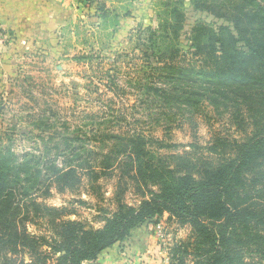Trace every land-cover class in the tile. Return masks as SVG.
Masks as SVG:
<instances>
[{
  "label": "rangeland",
  "instance_id": "1",
  "mask_svg": "<svg viewBox=\"0 0 264 264\" xmlns=\"http://www.w3.org/2000/svg\"><path fill=\"white\" fill-rule=\"evenodd\" d=\"M6 4L19 7L0 9V153L3 159L11 156L15 166L36 157L39 162H30L28 172L20 174L34 170L41 174L22 182L21 190L12 188L24 203L62 209L56 218L62 215L63 221L79 223L84 230L102 229L107 219L128 207L137 208L142 198L158 193L160 187L142 167L140 171L138 162L127 167L121 157L118 166L115 163L95 180L87 177L86 169L101 168L102 158L91 161L87 152L106 153L118 144L113 135L128 138L135 130L146 141L141 160L145 167L168 169L179 168L180 156L186 157V164H214L215 157L204 149L213 139L241 142L248 138L222 106L216 113L205 100L194 116L175 113L172 102L163 105L171 109H162L161 103L147 109L145 88L137 92L131 84L140 80L142 87L149 83L163 87L165 80L153 78L151 72L168 73L159 69L163 59L147 51L148 36L165 38L164 46L177 48L172 56L170 52L164 55L165 62L188 68L195 64L206 71L211 61L195 54L193 44L203 48L222 28L229 29L237 47L247 51L250 43L264 38V0H28ZM173 8L182 14L178 24H174ZM226 10L243 14L239 33L221 17ZM206 80L201 77V82ZM175 83L174 78L169 85ZM179 84L190 85L191 80ZM164 111L166 116H158ZM66 139L80 149L65 150L61 143ZM66 156L72 166L87 168H77L79 181L64 188L49 166L65 168ZM44 213L31 220L22 218L21 236L24 231L48 242L58 240L59 228H52ZM137 228L148 235V243L140 242L151 243L156 250L150 252L146 264H172V247L194 240L191 225L167 211L146 218ZM48 247L39 251L48 254V264H55L60 254L52 255ZM28 255L20 251L17 256L28 262Z\"/></svg>",
  "mask_w": 264,
  "mask_h": 264
},
{
  "label": "trees",
  "instance_id": "2",
  "mask_svg": "<svg viewBox=\"0 0 264 264\" xmlns=\"http://www.w3.org/2000/svg\"><path fill=\"white\" fill-rule=\"evenodd\" d=\"M172 12L176 20L174 24H178L182 14L175 8ZM224 13L221 17L232 22L238 30L243 14L230 13L229 10ZM261 37V40L250 43L245 51L237 47V39L232 32L222 28L220 33L205 42L203 48L193 44L197 50L195 54L204 55L211 61V69L206 71L197 69L195 64L188 68L165 62L164 55L170 52L172 56L177 48L174 44L164 46L165 38L148 36L147 51L163 59V67L159 69L168 70V73L151 72L153 78L165 80L163 87H154L151 83L142 87L144 84L140 80L131 84L137 92L145 88L143 103L146 105L148 101L147 109L155 103L163 106L172 102L175 113L194 116L208 100L216 113L222 106L237 129L248 138L241 142L215 138L204 148L215 157L214 164H186L183 161L186 157L180 156L181 164L178 163L179 168L174 167V170L163 165L160 168L156 165L145 167L142 156L146 141L135 130L128 138L111 135L118 144L110 146L106 153L98 156L91 150L87 152L86 157L91 161L102 157L101 168L86 169L84 164L72 166L68 153L65 168L49 166L53 178L64 188L79 181L77 168H85L87 177L95 180L99 174L111 170L115 163L118 166L119 157L122 158L121 164L127 167L138 162L140 171L142 167V172L148 173L151 181L160 186L158 193L142 198L137 208L128 207L107 219L102 229L84 230L79 223L63 221L62 215L56 218L62 209L44 207L35 202L24 203V198L22 200V196L14 193L12 188L21 190L24 187L22 182L40 177V170L23 175L28 172L30 162L38 163L39 160L32 157L15 166L10 162L11 156L3 159L4 155L0 153V264H48V254L39 251L46 245L53 250L52 255L60 254L55 258V264H82L85 260H95L104 249L128 237L131 230L146 218L163 211L189 223L194 235L193 241L172 247V264H264V38ZM247 58H251L253 63L250 64ZM199 75L207 80L201 82ZM174 78L176 83L169 85ZM187 79L191 80L190 85L179 84V81ZM164 107L171 109L170 105L162 109ZM161 115L166 116L165 111L158 116ZM66 140L61 143L65 150L80 149ZM42 211L51 227L59 228L56 230L60 237L58 240L48 242L44 237H31L24 231L22 236L19 233L18 225L22 218L31 220ZM20 251L28 252V262L18 258Z\"/></svg>",
  "mask_w": 264,
  "mask_h": 264
},
{
  "label": "crops",
  "instance_id": "3",
  "mask_svg": "<svg viewBox=\"0 0 264 264\" xmlns=\"http://www.w3.org/2000/svg\"><path fill=\"white\" fill-rule=\"evenodd\" d=\"M13 1L27 2L28 0ZM13 1L0 0V9L5 7L18 8V4H6ZM23 7H28V5H23ZM140 240L148 243L147 233L143 230V228L133 229L128 237L104 249L100 252L96 259L89 262V264H146V262L149 261L150 252L153 253L156 250L153 248L151 243L150 245H145L144 242H140ZM153 262L155 263V261Z\"/></svg>",
  "mask_w": 264,
  "mask_h": 264
}]
</instances>
